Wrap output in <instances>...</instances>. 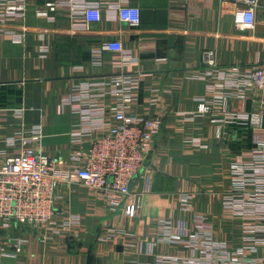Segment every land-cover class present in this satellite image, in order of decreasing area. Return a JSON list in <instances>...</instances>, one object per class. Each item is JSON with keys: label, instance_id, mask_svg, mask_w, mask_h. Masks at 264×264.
<instances>
[{"label": "crops", "instance_id": "0c3cea01", "mask_svg": "<svg viewBox=\"0 0 264 264\" xmlns=\"http://www.w3.org/2000/svg\"><path fill=\"white\" fill-rule=\"evenodd\" d=\"M49 1L28 0L22 19L0 26V166L20 152L19 134L27 137L39 126L37 150L68 167L74 149L86 148L95 135L81 131L74 143L72 130L89 128L74 99L85 87L109 83L118 57L127 62L122 71L133 81L126 113L157 116L162 125L130 182L139 197L133 219L124 216L122 206H109L101 192L61 182L53 219L78 221L50 235L28 225L4 229L0 221V264H154L157 256H191L157 241L161 220L170 221L173 235L187 238L202 219L201 227H210L215 241L231 250L241 247L244 221L224 211L223 198L231 187L232 164L254 150V128L242 120L224 123L216 138L215 124L193 112L200 100H208L204 51L212 50L220 67L264 65V0L249 30L234 26L233 5L223 0H85L101 15L86 26L75 25L65 7L37 16L35 9ZM116 6L137 8L138 25L119 22ZM14 34L23 35L22 44L11 41ZM110 41L121 43L120 54L105 49ZM97 100L110 106L109 97ZM236 104L231 100L229 110L241 114ZM243 105L249 113L256 101L247 97ZM8 138L15 139L13 145ZM184 195L187 210L180 206ZM114 230L139 241L122 234L105 239ZM19 241L25 244L15 254ZM256 256L264 258V248Z\"/></svg>", "mask_w": 264, "mask_h": 264}, {"label": "built area", "instance_id": "2783aa9c", "mask_svg": "<svg viewBox=\"0 0 264 264\" xmlns=\"http://www.w3.org/2000/svg\"><path fill=\"white\" fill-rule=\"evenodd\" d=\"M28 0H0V26L15 19H22ZM233 5V24L239 30H249L255 23V10L261 0H223ZM65 7L73 22L87 25L100 20V9L85 0H52L35 9V14L45 17ZM119 22L129 26L139 23V10L134 7L114 8ZM5 33L7 31H4ZM23 35H13L11 41L22 44ZM105 49L114 54L122 52L117 41L105 44ZM202 78H210L206 89L207 101L200 100L193 117H203L215 124V137L222 135L224 123L237 120L248 122L254 128V150L242 162H235L230 169L231 187L223 198V209L234 218L244 221L243 245L231 250L214 240L210 227L198 228L187 238L173 235L169 220H161L157 240L191 252V256H157L154 264H264V258L256 252L264 248V65L241 68L233 65L217 66L212 50L203 52ZM127 64L118 57L114 62L117 69L109 83H102L81 90L79 98L83 122L89 128L73 129L72 138L78 142L81 131L93 133L86 148H77L70 155L68 167L42 155L37 150L41 138L39 126H33L27 137L19 134L21 150L6 159L0 166V221L4 229L12 225H28L48 231L46 235L66 232L78 218L59 223L53 219L56 190L59 183L79 184L89 190L101 192L106 203L112 207H123V214L133 219L139 209V197L131 192L130 182L144 165L152 150L153 138L158 134L162 121L159 117L144 118L128 115L132 103V79L122 71ZM109 97L110 106L98 102L97 98ZM247 97L256 101V108L245 113L243 104ZM237 102L235 115L229 110L230 101ZM17 110L16 116L21 117ZM109 118H105V115ZM220 115V116H217ZM14 138L6 143L13 145ZM188 196L182 197L180 206L189 208ZM124 235L135 244L139 240L126 231L114 230L115 235ZM24 241L13 246L19 253Z\"/></svg>", "mask_w": 264, "mask_h": 264}, {"label": "water", "instance_id": "95a60500", "mask_svg": "<svg viewBox=\"0 0 264 264\" xmlns=\"http://www.w3.org/2000/svg\"><path fill=\"white\" fill-rule=\"evenodd\" d=\"M129 187H130V185H129Z\"/></svg>", "mask_w": 264, "mask_h": 264}]
</instances>
